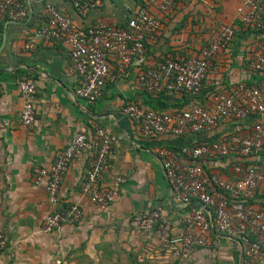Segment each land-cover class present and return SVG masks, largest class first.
<instances>
[{
  "label": "crops",
  "instance_id": "0c3cea01",
  "mask_svg": "<svg viewBox=\"0 0 264 264\" xmlns=\"http://www.w3.org/2000/svg\"><path fill=\"white\" fill-rule=\"evenodd\" d=\"M20 1L28 8V19L6 21L0 30V231L6 240L0 264H55L58 259L63 264H91L119 245L128 250L149 249V239L154 241L153 234L162 230L171 237L179 236L184 211L172 198L159 151L168 149L181 161L201 163L206 172L233 180L231 158L193 160L188 149L193 144L224 140L233 133L248 137L256 121H221L211 133H165L143 138L137 125L123 113V107L134 103L163 113L197 105L208 107L216 91L231 94L238 84H258L262 74L251 71L248 64L259 44L264 43V14L263 29H257L238 23L236 9L241 0L176 1L166 12L148 6L160 26L156 38L145 41L144 61L139 63L134 57L126 72L111 62L114 79L106 83L94 104H87L74 94L77 81L69 71L66 47L37 35L44 22L45 5L61 8L78 27L86 28L95 24L125 26L129 16L145 5L144 0H86L91 6L84 15L78 14L69 0ZM221 25L233 26L234 37L210 60L196 97L166 89L154 94L141 87V73L157 69L166 58L195 57ZM28 44L33 48L26 49ZM21 78L32 80L36 87V120L31 127L19 122ZM262 125L264 130V119ZM96 128H106L117 139L103 170L101 186L116 188L118 195L107 209L81 195L80 185L93 153L90 149L70 162L57 202L51 204L45 186L33 182L32 170L50 167L77 131L85 130L93 137ZM260 160L264 165V155ZM117 178L123 182L117 184ZM74 203L84 213L79 223L65 224L51 233L41 232L48 214ZM253 205L264 210V196L256 197ZM153 211H160L158 226L137 235L132 221ZM183 259L179 264H188L189 260L191 264H251L243 258L238 241L219 233H209L206 245L194 248Z\"/></svg>",
  "mask_w": 264,
  "mask_h": 264
},
{
  "label": "built area",
  "instance_id": "2783aa9c",
  "mask_svg": "<svg viewBox=\"0 0 264 264\" xmlns=\"http://www.w3.org/2000/svg\"><path fill=\"white\" fill-rule=\"evenodd\" d=\"M69 1L80 15L91 6L86 0ZM176 1L186 0H144L145 5L129 16L125 26L95 24L86 28L78 27L61 8L47 3L44 22L37 35L66 47L69 71L77 81L74 94L87 104H94L102 96L106 83L114 79L111 62H115L121 72H126L134 57L139 63L144 61L145 41L154 40L160 26L148 6L166 12ZM236 13L242 25L263 29L264 0H241ZM28 17V8L20 0H0V30L6 21L22 22ZM234 32L233 26L221 25L198 55L187 60L166 58L157 69L141 73L139 84L149 93L158 94L166 89L196 97L202 89L210 60L229 45ZM25 48L30 50L33 45L28 44ZM248 66L251 71L262 74V81L250 86L238 84L231 94L216 91L208 107L197 105L170 113L134 103L123 107V113L137 125L143 138L165 133H211L221 121L240 122L251 118L256 121L248 137L233 133L224 140L193 144L188 149L187 154L193 160L231 158L233 180L206 172L201 163L181 161L168 149L159 151L158 158L172 198L184 211L179 236L171 237L163 230L157 232L160 242L172 254L180 251L182 257H187L192 246L204 247L206 236L212 232L238 241L242 255L251 264H264V210L253 205L256 197L264 196V165L260 160L264 155V43L259 44L257 54ZM18 88L22 97L19 122L24 127H31L36 120V87L32 80L21 78ZM116 140L106 128H96L93 137L85 130L77 131L50 167L32 170V180L45 186L50 203L55 205L70 162L93 149L80 193L91 204L107 209L118 191L103 188L101 179L105 165L115 151ZM121 182L123 179L117 178V184ZM83 214L78 203L62 211H53L45 217L41 232L51 233L65 224L79 223ZM160 218V211L137 217L132 221L133 230L137 235L151 231ZM5 245L4 234L0 231V252ZM55 264L63 262L58 259Z\"/></svg>",
  "mask_w": 264,
  "mask_h": 264
},
{
  "label": "rangeland",
  "instance_id": "374dc122",
  "mask_svg": "<svg viewBox=\"0 0 264 264\" xmlns=\"http://www.w3.org/2000/svg\"><path fill=\"white\" fill-rule=\"evenodd\" d=\"M153 236L154 237L152 238L154 241L149 239V249H134V247H132L128 250L127 247L119 245L116 249H112V253L110 255L106 254L107 256L105 258L91 264H179L182 253L179 251L178 254L173 255L170 251H168V248L160 242L161 240L159 234H153ZM196 247L197 246H192L189 249L187 257L184 259H187L188 255H190L192 250ZM165 254H169L170 257H164ZM190 261L191 260L187 263L191 264Z\"/></svg>",
  "mask_w": 264,
  "mask_h": 264
},
{
  "label": "trees",
  "instance_id": "16d2710c",
  "mask_svg": "<svg viewBox=\"0 0 264 264\" xmlns=\"http://www.w3.org/2000/svg\"><path fill=\"white\" fill-rule=\"evenodd\" d=\"M238 23L242 24V23L239 22V21H238ZM255 85H256V84H255ZM249 86H250V85H249ZM156 226H158V224H157ZM210 233H212V232H210ZM243 258L246 260V258L244 257V255H243Z\"/></svg>",
  "mask_w": 264,
  "mask_h": 264
}]
</instances>
